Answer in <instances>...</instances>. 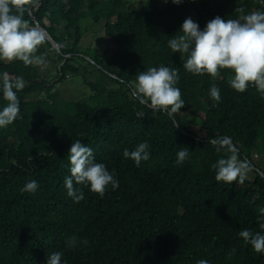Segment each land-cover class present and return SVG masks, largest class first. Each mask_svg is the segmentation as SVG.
<instances>
[{"label": "trees", "instance_id": "trees-1", "mask_svg": "<svg viewBox=\"0 0 264 264\" xmlns=\"http://www.w3.org/2000/svg\"><path fill=\"white\" fill-rule=\"evenodd\" d=\"M134 3L135 1H131ZM129 0H32L24 18L36 20L57 44L45 39L37 54L48 66L0 61V77L19 76V114L0 129V264H46L61 252V264H264L238 235L262 231L264 208V93L249 86L231 88L232 73L218 78L194 75L183 68L184 53H173L168 41L191 17L203 30L219 16L235 19L264 11L261 0H145L130 8ZM103 22L105 46L83 49V23ZM60 45L64 47L60 48ZM82 63L94 69L81 75ZM178 70L184 108L169 117L142 105L132 95L136 74L150 67ZM60 81L79 77L89 94L64 102L44 87L49 74ZM215 84L221 100L209 95ZM2 85V80H0ZM0 89V109L5 106ZM137 112L144 114L137 117ZM197 119V130L187 122ZM229 136L239 158L254 169L243 184L217 181L211 167L224 153L208 143ZM80 140L93 150L96 162L115 174L119 187L108 186L103 197L76 184L84 199L75 203L64 184L70 175L68 150ZM142 142L150 158L137 166L124 158ZM187 147L185 161L177 153ZM38 182L34 193L21 189ZM71 236L86 239L68 248Z\"/></svg>", "mask_w": 264, "mask_h": 264}, {"label": "clouds", "instance_id": "clouds-1", "mask_svg": "<svg viewBox=\"0 0 264 264\" xmlns=\"http://www.w3.org/2000/svg\"><path fill=\"white\" fill-rule=\"evenodd\" d=\"M31 2L32 0H0V61L18 60L25 66H37L43 70L48 66V62L46 54H37L39 47L45 43V39L55 48L57 44L55 45L50 37L44 36L36 25L30 26L29 21L24 18L26 11L24 5ZM171 2L179 5L183 0ZM261 3H264V0H261ZM236 12L238 15L235 19L217 16L209 20L203 30L198 23L188 17L178 31L180 34L169 39L168 46L173 53L187 55L183 68L189 73L207 74L215 79L220 76L221 70H229L232 73L229 83L235 91L243 93L251 85L264 93V11L245 13L243 8H238ZM59 47L62 48L64 45ZM0 80H2L0 89L6 102L0 109L2 129L11 125L19 114L17 93L25 87V81L19 76L10 79L7 73L3 74ZM178 81V70L165 66L150 67L146 71L138 72L134 86H129L132 87V95L140 104L157 112L163 111L172 117L184 108L181 90L176 87ZM209 95L216 104L220 102V89L215 84L210 87ZM136 115L140 119L144 117L141 112H137ZM208 143L215 146L218 153H224L211 166L215 170V179L229 184L233 182L243 184L254 166L248 160L239 158L238 149L231 137L219 136L210 139ZM188 154L187 147L181 148L177 153L176 163L182 164ZM67 155L70 175L65 178L64 184L68 196L75 203L83 200L84 194L77 192L73 187V181L88 186L91 192L101 197L109 185L112 190L119 187L115 174L109 172L103 163L96 162L93 150L80 140L71 143ZM122 155L139 166L141 161L150 158L149 144L139 143L132 151L126 148ZM37 189L38 182L30 180L21 191L34 193ZM260 213L259 227L262 231L243 229L238 235L246 244L251 245L254 252L264 254V208ZM81 243L87 245L88 241L71 236L68 238L67 246L71 249ZM62 255L61 252H53L47 258L46 264H61ZM197 264H209V261L199 259Z\"/></svg>", "mask_w": 264, "mask_h": 264}, {"label": "rangeland", "instance_id": "rangeland-1", "mask_svg": "<svg viewBox=\"0 0 264 264\" xmlns=\"http://www.w3.org/2000/svg\"><path fill=\"white\" fill-rule=\"evenodd\" d=\"M131 1H135L132 3ZM145 0H129V7L130 8H137L139 7ZM103 22L98 23H91L90 21H86L83 23V27H85L83 38L81 39L79 45L83 49H94L96 51H99L101 47L105 46L104 41V31L102 28ZM45 36V35H44ZM53 70L49 74V79H47L48 83L44 85V87H47L49 89V93L51 92H57V94L60 96V98L64 102L68 101H80L84 99L88 94L89 91L85 89L81 84V79L79 77H69L60 81L55 80L57 77L56 75L51 76ZM94 69L86 66L85 63H82L80 74L81 75H87L90 73H93ZM187 122L190 124V126L194 129V131L197 130L196 124L197 119L193 117H188ZM263 156L254 155L253 159L257 161H263ZM252 176V172L248 174V177Z\"/></svg>", "mask_w": 264, "mask_h": 264}, {"label": "water", "instance_id": "water-1", "mask_svg": "<svg viewBox=\"0 0 264 264\" xmlns=\"http://www.w3.org/2000/svg\"><path fill=\"white\" fill-rule=\"evenodd\" d=\"M33 21H35V19L33 18ZM36 23V22H35ZM36 25V27H38L41 31H42V33L45 35V36H47L48 38H49V36H48V34H46V32L42 29V28H40L37 24H35ZM56 45V44H55Z\"/></svg>", "mask_w": 264, "mask_h": 264}]
</instances>
